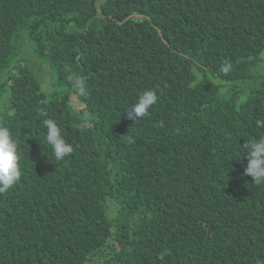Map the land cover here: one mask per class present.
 I'll return each mask as SVG.
<instances>
[{
    "label": "trees",
    "instance_id": "trees-1",
    "mask_svg": "<svg viewBox=\"0 0 264 264\" xmlns=\"http://www.w3.org/2000/svg\"><path fill=\"white\" fill-rule=\"evenodd\" d=\"M27 39L61 98L18 55ZM263 51L264 0H0V126L22 170L0 193V264H90L110 241L99 264H264V184L242 148L264 134ZM196 70L250 85L238 100ZM148 89L158 102L129 119ZM47 118L73 145L63 161Z\"/></svg>",
    "mask_w": 264,
    "mask_h": 264
},
{
    "label": "clouds",
    "instance_id": "clouds-1",
    "mask_svg": "<svg viewBox=\"0 0 264 264\" xmlns=\"http://www.w3.org/2000/svg\"><path fill=\"white\" fill-rule=\"evenodd\" d=\"M221 71L227 73L229 66L222 65ZM76 87L81 94H84L82 81L77 80ZM158 99V89L145 90L125 113L129 119L138 120L148 114ZM39 114L47 116L43 108L40 109ZM43 126L46 129L45 141L51 147L54 159L63 161L70 156L74 148L65 138L62 127L51 118L44 119ZM255 127L264 129V118L255 120ZM128 142L133 143L134 141L129 137ZM242 148L247 159L243 175L251 176L255 185L264 184V134L251 141H246ZM20 159L19 140L8 127L0 126V193L13 188L20 181L22 175Z\"/></svg>",
    "mask_w": 264,
    "mask_h": 264
},
{
    "label": "rangeland",
    "instance_id": "rangeland-1",
    "mask_svg": "<svg viewBox=\"0 0 264 264\" xmlns=\"http://www.w3.org/2000/svg\"><path fill=\"white\" fill-rule=\"evenodd\" d=\"M19 56H22L27 62L29 68L33 74L37 77L42 91L46 93L48 97H52L55 94H59L62 97L63 87H61L57 82V74L55 69L50 64L46 57L39 56L34 50V44L31 40H25L22 42V46L19 49ZM262 59H264V51L261 53ZM261 71L264 72V61L261 63ZM197 78H210L219 85V91L223 95H227L231 92H235L238 100H241L246 95V90L249 88L250 83L245 79L236 80H223L217 78L209 73H201L196 70ZM59 98V99H60ZM71 106L73 110H78L81 108V101L79 102L76 93L72 92L69 96ZM117 204H115L113 199L107 200V213L110 217H114L117 213ZM110 241V240H109ZM114 247L110 241L109 244L101 246L99 249L94 250L90 253L88 261L90 264H99L103 258L112 254Z\"/></svg>",
    "mask_w": 264,
    "mask_h": 264
}]
</instances>
